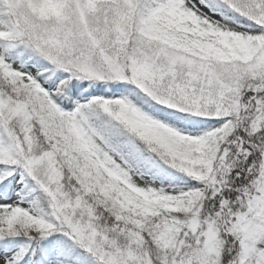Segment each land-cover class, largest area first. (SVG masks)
I'll list each match as a JSON object with an SVG mask.
<instances>
[{
	"label": "snow or ice",
	"instance_id": "obj_1",
	"mask_svg": "<svg viewBox=\"0 0 264 264\" xmlns=\"http://www.w3.org/2000/svg\"><path fill=\"white\" fill-rule=\"evenodd\" d=\"M0 264H264V0H0Z\"/></svg>",
	"mask_w": 264,
	"mask_h": 264
}]
</instances>
